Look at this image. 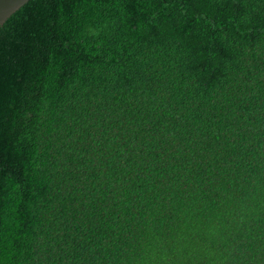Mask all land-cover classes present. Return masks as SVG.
Segmentation results:
<instances>
[{
    "label": "trees",
    "instance_id": "obj_1",
    "mask_svg": "<svg viewBox=\"0 0 264 264\" xmlns=\"http://www.w3.org/2000/svg\"><path fill=\"white\" fill-rule=\"evenodd\" d=\"M0 264H264V0L13 14Z\"/></svg>",
    "mask_w": 264,
    "mask_h": 264
},
{
    "label": "water",
    "instance_id": "obj_2",
    "mask_svg": "<svg viewBox=\"0 0 264 264\" xmlns=\"http://www.w3.org/2000/svg\"><path fill=\"white\" fill-rule=\"evenodd\" d=\"M30 0H0V28Z\"/></svg>",
    "mask_w": 264,
    "mask_h": 264
}]
</instances>
